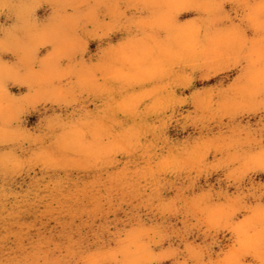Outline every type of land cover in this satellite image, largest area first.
<instances>
[{"label": "clouds", "instance_id": "clouds-1", "mask_svg": "<svg viewBox=\"0 0 264 264\" xmlns=\"http://www.w3.org/2000/svg\"><path fill=\"white\" fill-rule=\"evenodd\" d=\"M0 264H264V0H0Z\"/></svg>", "mask_w": 264, "mask_h": 264}, {"label": "rangeland", "instance_id": "rangeland-1", "mask_svg": "<svg viewBox=\"0 0 264 264\" xmlns=\"http://www.w3.org/2000/svg\"><path fill=\"white\" fill-rule=\"evenodd\" d=\"M91 47L94 48V47H95V44L93 43V44L91 45ZM34 120H35V117H31V118H30V122H32V121H34Z\"/></svg>", "mask_w": 264, "mask_h": 264}]
</instances>
